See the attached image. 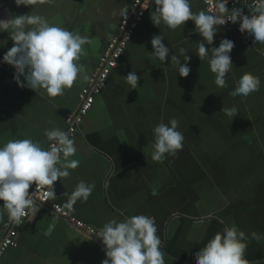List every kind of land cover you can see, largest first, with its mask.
<instances>
[{
  "label": "crops",
  "instance_id": "0c3cea01",
  "mask_svg": "<svg viewBox=\"0 0 264 264\" xmlns=\"http://www.w3.org/2000/svg\"><path fill=\"white\" fill-rule=\"evenodd\" d=\"M132 1L36 0L18 7L14 0H0V19L38 14L50 24L90 37L92 43L84 46L80 63L91 78L122 19L121 10ZM191 6L194 12L207 11L204 0H191ZM154 7L153 0L84 118L74 138L77 152L71 157L79 160V167L58 179L55 200L63 206L83 180L95 188L70 213L96 231L112 218L154 217L166 264H196V252L225 226L235 224L249 237L245 259L264 264V45L232 26H217L213 45L206 46L218 47L224 38L235 45L227 87L219 88L207 59L196 55L202 37L194 31L195 24L188 21L176 30L163 23L156 26L151 20ZM154 35H162L170 49L165 64L149 55ZM13 43L9 33H0V61ZM180 48L191 57L187 78L170 64ZM180 60L184 62V57ZM130 71L140 76L138 89L131 90L125 81ZM14 72L13 66L0 63V144L27 138L48 148L44 130L64 131L67 116L78 108L89 81L79 80L63 95L49 98L44 90L22 88ZM246 72L260 78L259 91L230 96ZM223 106H235L238 115L228 118L221 112ZM171 118L179 121L183 149L156 162L151 156L153 128ZM37 208L20 227L18 244L6 251L0 264H101L106 258L99 238L46 207ZM7 220L5 213L0 236ZM253 232L261 239H253Z\"/></svg>",
  "mask_w": 264,
  "mask_h": 264
},
{
  "label": "clouds",
  "instance_id": "9594fccd",
  "mask_svg": "<svg viewBox=\"0 0 264 264\" xmlns=\"http://www.w3.org/2000/svg\"><path fill=\"white\" fill-rule=\"evenodd\" d=\"M19 6H31L36 0H14ZM229 0H215V14L209 10L194 12L191 0H154L151 20L154 25L165 24L176 30L186 22L195 24L194 31L202 37L196 44V55L207 59L210 71L215 75L214 83L219 88L227 87L226 76L231 71V52L234 41L224 38L218 47L211 48L218 32L217 26L227 22L240 21L239 31L247 32L254 41L264 45V0H254L245 14L242 9L227 7ZM227 13H230L226 15ZM127 7L120 12L126 16ZM115 15V13H114ZM9 33L13 46L4 54L0 63L14 67V80L23 88L44 90L49 98L61 96L79 80L89 81L86 68L80 63L85 55V45L92 43L90 37L72 32L66 28L50 24L41 15H14L10 19H0V33ZM162 35H154L151 40L153 52L149 55L165 64L170 55ZM180 56L184 57L181 62ZM191 57L187 49L180 48L179 56L171 55L170 60L180 77L187 78L191 72L188 62ZM23 77V80H21ZM125 78L131 90L140 86V76L130 71ZM260 78L250 72L244 73L230 96L247 97L259 91ZM221 112L228 118H235L238 109L224 107ZM179 129V121L171 118L153 128L155 142L151 145L152 160L162 162L167 155L176 156L183 149L184 135ZM44 135L50 142L48 148L32 139H12L0 144V218L6 213L10 222L20 225L30 212H36L34 198L41 192L45 201L55 199V182L70 176V169L79 167V160L71 159L76 152V142L68 133L57 128H47ZM35 186V191L30 189ZM108 185L105 184V187ZM95 188L94 183L80 181L72 191L63 208L74 210L77 201L86 202ZM65 214H68L67 212ZM252 238L260 235L253 232ZM95 237L102 241L106 258L101 264H166V253L162 251L161 239L157 235L154 217L140 214L122 220L112 218L96 231ZM249 237L235 224L225 226L207 241L195 254L196 264H249L245 259Z\"/></svg>",
  "mask_w": 264,
  "mask_h": 264
},
{
  "label": "built area",
  "instance_id": "2783aa9c",
  "mask_svg": "<svg viewBox=\"0 0 264 264\" xmlns=\"http://www.w3.org/2000/svg\"><path fill=\"white\" fill-rule=\"evenodd\" d=\"M153 0H133L132 3L127 7L126 16L122 17L120 20L117 30L114 35L109 39L106 49L94 70L88 84L83 88L81 93V101L78 108L67 116L66 128L64 131L68 133L70 138H75L79 132L80 126L84 121V118L92 110L97 95L102 93L108 84L111 74L119 65V61L125 55L127 48L132 41L134 34L140 24L143 22L149 7L151 6ZM254 0H229L227 7L229 9L237 8L242 9L245 14L249 12L246 8L249 7L247 4H252ZM207 10L210 8L215 12V0H204ZM230 13H227L228 15ZM221 26H232L239 30L240 21L237 23L227 22L225 25ZM248 37L253 39L254 37L245 32ZM35 191V186L30 189V192ZM37 201V207L43 206L54 212V214L59 217L68 220L70 223L75 225L80 229H85L92 237H95L96 230L91 225L78 219L76 216L72 215L68 210L64 209L63 206L55 199H49L45 201L43 199L42 193L37 192L34 197ZM68 214H65V213ZM31 212L27 217L24 218L20 225H16L10 222L9 219L4 224L2 235L0 236V263L4 258L6 251L13 246L18 244V235L20 227L27 221Z\"/></svg>",
  "mask_w": 264,
  "mask_h": 264
},
{
  "label": "water",
  "instance_id": "95a60500",
  "mask_svg": "<svg viewBox=\"0 0 264 264\" xmlns=\"http://www.w3.org/2000/svg\"><path fill=\"white\" fill-rule=\"evenodd\" d=\"M55 191H59V181L57 180L54 184Z\"/></svg>",
  "mask_w": 264,
  "mask_h": 264
}]
</instances>
